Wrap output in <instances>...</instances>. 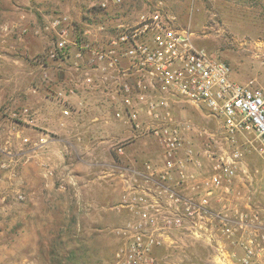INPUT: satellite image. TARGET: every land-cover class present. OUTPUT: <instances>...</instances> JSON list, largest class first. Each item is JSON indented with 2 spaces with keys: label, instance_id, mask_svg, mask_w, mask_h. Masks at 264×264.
Instances as JSON below:
<instances>
[{
  "label": "built area",
  "instance_id": "2783aa9c",
  "mask_svg": "<svg viewBox=\"0 0 264 264\" xmlns=\"http://www.w3.org/2000/svg\"><path fill=\"white\" fill-rule=\"evenodd\" d=\"M109 2L121 0L98 5ZM45 23L53 34L46 58L71 59L87 83L94 82V69L95 81L110 90L114 118L131 132L112 145L115 156L125 158V141L139 137L152 138L160 151L134 167L124 187L117 210L128 215L115 229L120 243L110 264H158L156 249L173 246L177 233L208 244L210 264H264V215L243 190L253 181L238 137L254 132L264 155V89L253 80L234 81L230 64L196 47L193 32L161 8L116 22L102 38L90 39L89 30L78 34L67 14ZM64 97L59 91L58 99ZM179 103L202 110L218 131L200 132L198 144L189 141L193 126L178 116ZM30 114L29 108L14 112Z\"/></svg>",
  "mask_w": 264,
  "mask_h": 264
},
{
  "label": "rangeland",
  "instance_id": "374dc122",
  "mask_svg": "<svg viewBox=\"0 0 264 264\" xmlns=\"http://www.w3.org/2000/svg\"><path fill=\"white\" fill-rule=\"evenodd\" d=\"M99 1L0 0V264H110L120 243L115 229L123 221H117L120 217L113 209L117 204L110 203L106 196L115 182L113 176L95 183V203H100L85 206L77 204L83 190L72 185L61 188L59 184L50 188L43 182L42 174L34 185L29 180L32 168L28 166L33 158L28 156V146L40 148L43 143L34 144L18 130L25 126L18 123L23 115H14L18 112L17 97L25 106L29 85L39 80L53 81L54 73L58 75L63 70L68 74L76 71L71 59L63 66L46 58L53 38L44 29L48 19L70 15L78 34L89 30V38L94 39L105 37L116 22H134L140 13L161 8L176 15L179 24L193 32L196 47L229 63L234 81L253 80L264 89V0H121L109 2L106 8H101ZM100 25L107 29L98 31ZM31 70L41 78L34 81ZM59 91L65 94V87L52 88L48 95L58 99ZM176 112L192 124L187 137L194 144L201 141L197 136L200 132L218 131L216 121L197 107L179 103ZM28 118H24L26 123ZM29 124L39 128L33 122ZM238 137L247 148L245 161L253 181L250 191L243 189L264 215V155L256 149L259 143L254 132ZM153 145L155 141L150 137L125 141L129 155L139 161L144 160L145 150L153 149ZM102 151L107 154V147ZM110 151L118 163H124L115 156L113 147ZM45 162L39 160L36 165L42 169ZM85 196L91 198L92 192ZM209 251L208 264L212 249ZM204 253L203 250L195 256L202 262Z\"/></svg>",
  "mask_w": 264,
  "mask_h": 264
},
{
  "label": "crops",
  "instance_id": "0c3cea01",
  "mask_svg": "<svg viewBox=\"0 0 264 264\" xmlns=\"http://www.w3.org/2000/svg\"><path fill=\"white\" fill-rule=\"evenodd\" d=\"M60 65L67 66V63ZM30 73L34 74V81L37 77L41 78L34 70ZM90 73L93 83L85 82L81 71L68 74L63 70L58 75L54 73L53 81L39 80L38 83L29 85L26 89L27 105L21 106L17 97L18 112L21 113L23 107L29 108L33 125L39 127L36 129L26 123L23 116L18 123H22L25 127L18 130L33 140L34 144L43 143V147L40 148L35 145L28 146V156L33 158V163H29L28 166L29 169L32 168L28 173L29 180L34 185L42 174L43 182L50 188L59 184L61 188L72 185L76 190H83L81 196L78 195L77 204L85 206L100 203L99 200L95 203L96 184L105 177L113 176L111 179L115 182H112V187L108 188V190L112 189L106 196L110 203L117 204L113 207L115 214L120 217L117 221H123L128 214L125 210L119 214L117 208L120 206L124 187L134 175V167H140L148 158H158L160 151L156 145H153V149L145 150L144 160L139 161L133 155H129L126 148L127 156L121 159L124 163H118L110 148L113 144L129 137L131 132L124 123L114 118L116 106L111 99L110 90L105 84L95 81L94 69ZM63 86L66 90L64 98L57 99L48 95L52 88L62 89ZM65 108L70 109V115H64ZM106 147L107 154L102 151ZM139 157L142 158V155ZM39 160L46 161L45 168L37 167L36 163ZM121 173L129 177V180L121 178ZM57 179L61 180L57 181ZM88 191L92 192L91 198L85 196ZM198 242L197 240L193 242L187 235L175 234L173 246L156 249L158 264H208L211 247L204 242ZM203 250L204 260L201 262L195 254Z\"/></svg>",
  "mask_w": 264,
  "mask_h": 264
}]
</instances>
